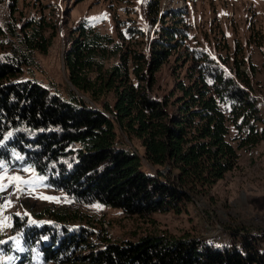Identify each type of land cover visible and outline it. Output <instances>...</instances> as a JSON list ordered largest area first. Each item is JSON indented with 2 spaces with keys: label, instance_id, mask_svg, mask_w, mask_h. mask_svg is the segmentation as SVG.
Listing matches in <instances>:
<instances>
[{
  "label": "trees",
  "instance_id": "16d2710c",
  "mask_svg": "<svg viewBox=\"0 0 264 264\" xmlns=\"http://www.w3.org/2000/svg\"><path fill=\"white\" fill-rule=\"evenodd\" d=\"M181 12L164 13L170 22H160L146 45L134 26L113 36L79 19L62 54L64 94L27 74L36 52L46 54L52 42L49 23L0 24V170L31 165L69 200L34 217L13 215L0 236L4 263L264 264L262 229L239 225L223 244L165 233L113 240L81 211L98 203L145 218L210 200L209 189L237 166L239 151L264 140L256 68L238 59L240 47L229 68L227 57L206 47L184 48V71H174L172 87L158 93L157 73L187 34Z\"/></svg>",
  "mask_w": 264,
  "mask_h": 264
},
{
  "label": "rangeland",
  "instance_id": "374dc122",
  "mask_svg": "<svg viewBox=\"0 0 264 264\" xmlns=\"http://www.w3.org/2000/svg\"><path fill=\"white\" fill-rule=\"evenodd\" d=\"M172 9L182 10L187 34L157 73L158 93L172 87L174 71H184L185 66L178 68L186 59L182 55L184 48L206 47L215 56L219 54L221 60L227 57L224 66L229 68L233 50L240 47L238 59L248 58L256 68L252 83L264 108V0H158L157 3L154 0H0V24L13 18L17 23L28 18L49 23L47 32L53 33L52 42L46 54L36 52L38 64L27 74L64 94L69 82L62 54L70 28L79 19H86L113 36L118 29L127 32L129 26H134L139 30L135 33L138 41L146 45L160 22H170L169 15L164 20L162 16ZM3 44L0 41V52L4 50ZM244 69L249 73L247 63ZM133 145L142 152L137 141ZM0 177H3L0 184L4 185V191H0V236L9 230L13 215L34 217L47 205L69 201L63 191L47 186L31 165L5 167L0 170ZM12 177H20L26 183L13 182ZM208 194L210 200L200 197L196 202L191 200L181 205L180 211L170 208L145 218L126 216L119 209L98 203L81 206V211L96 225L102 223L113 240H137L145 233H165L195 235L223 244L229 242V230L239 225L264 230V140L249 150H240L237 166L225 173ZM4 260L0 255L1 264H6Z\"/></svg>",
  "mask_w": 264,
  "mask_h": 264
},
{
  "label": "snow or ice",
  "instance_id": "6c2138e0",
  "mask_svg": "<svg viewBox=\"0 0 264 264\" xmlns=\"http://www.w3.org/2000/svg\"><path fill=\"white\" fill-rule=\"evenodd\" d=\"M3 167V164L0 163V168ZM0 179H3V177H0ZM13 182H20V183H26L25 181H21L20 177H12L11 178ZM21 191H23V189H20ZM0 191H4V185L0 184ZM45 199H47V197H45Z\"/></svg>",
  "mask_w": 264,
  "mask_h": 264
}]
</instances>
